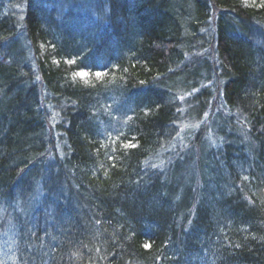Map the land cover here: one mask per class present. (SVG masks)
I'll return each instance as SVG.
<instances>
[{
  "label": "trees",
  "instance_id": "16d2710c",
  "mask_svg": "<svg viewBox=\"0 0 264 264\" xmlns=\"http://www.w3.org/2000/svg\"><path fill=\"white\" fill-rule=\"evenodd\" d=\"M0 264H264V0H0Z\"/></svg>",
  "mask_w": 264,
  "mask_h": 264
},
{
  "label": "rangeland",
  "instance_id": "374dc122",
  "mask_svg": "<svg viewBox=\"0 0 264 264\" xmlns=\"http://www.w3.org/2000/svg\"><path fill=\"white\" fill-rule=\"evenodd\" d=\"M20 36V35H19ZM22 42H24V41H22ZM23 45V44H22ZM25 50H27V48H25ZM24 51V50H23ZM209 53H210V51H209ZM206 61L208 62V64H209V62H210V56H207L206 57ZM209 67H210V70L212 71V73H213V68H212V64H210L209 65ZM214 79H216L215 78V74H213L211 77H210V80H214ZM215 86L216 85H218V83H215L214 84ZM192 93H194V91H191V94ZM190 94V95H191ZM189 94H188V96L187 97H189L190 96ZM186 117V116H185ZM183 121H185V123H183V125H184V127H183V133L186 131V128H185V126L186 127H190V126H192L191 127V129L192 130H194V129H197V128H199V126H200V124H204L206 121H205V119H203L202 121L200 120V121H198V120H196V118L193 116V114H190V116H188V117H186V118H184V120ZM182 127V126H181ZM210 136H211V134H210ZM210 136H209V147H215L217 144L216 143H214V140L212 139V138H215V137H212L211 136V138H210Z\"/></svg>",
  "mask_w": 264,
  "mask_h": 264
},
{
  "label": "snow or ice",
  "instance_id": "6c2138e0",
  "mask_svg": "<svg viewBox=\"0 0 264 264\" xmlns=\"http://www.w3.org/2000/svg\"><path fill=\"white\" fill-rule=\"evenodd\" d=\"M81 75H83V74H81ZM97 75H99V73H97ZM145 247H149L148 245H146Z\"/></svg>",
  "mask_w": 264,
  "mask_h": 264
}]
</instances>
